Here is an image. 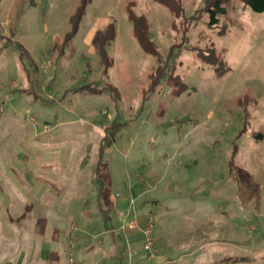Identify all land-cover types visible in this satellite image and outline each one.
<instances>
[{"label":"rangeland","instance_id":"obj_1","mask_svg":"<svg viewBox=\"0 0 264 264\" xmlns=\"http://www.w3.org/2000/svg\"><path fill=\"white\" fill-rule=\"evenodd\" d=\"M79 5L0 0V34L15 41L0 39V159H15L21 208L0 264L22 250L23 264H264V10L231 0L209 27L204 0H179L178 16L154 0H89L66 40ZM212 50L220 76L197 56ZM149 214L160 257L139 263Z\"/></svg>","mask_w":264,"mask_h":264},{"label":"trees","instance_id":"obj_2","mask_svg":"<svg viewBox=\"0 0 264 264\" xmlns=\"http://www.w3.org/2000/svg\"><path fill=\"white\" fill-rule=\"evenodd\" d=\"M87 1L89 0H80V5L76 7L75 12L71 15L70 21H71L72 27H71V30L66 34V40H69L73 36V34L76 32L78 23L85 10V5ZM154 1L165 5L168 11L175 16H178L179 13L181 12L182 8L179 5V0H154ZM230 1L231 0H204V8H205V12L207 15V20H206L207 26L214 27L220 23L221 17L224 16L227 12V6L229 5ZM239 1H241L245 6L249 7L251 10L255 12H261L264 10V0H239ZM127 17L129 21L131 22L133 35L137 39L143 51L156 56V58L159 59V61H161V59L159 58L160 55H159L157 46L153 43V40L150 37V29H149V25H148L146 18L141 14H136L133 11V9H131V7L127 9ZM114 35L115 33L112 30V28H109L106 33V38L104 39L103 43L99 47L100 48L99 52L101 53V55L103 54L107 56V53L104 49V43L105 42L107 43L109 42L110 39H113ZM0 39H4L5 41L4 44L13 45V47L15 48V45H14L15 41L11 40L10 37L6 38L0 35ZM16 46L19 49H23V47L20 44H17ZM171 49H173V47H171ZM23 51L26 52L24 49ZM106 56L104 57L106 58ZM197 56L201 61L208 63V64H212L214 66L215 76H220L221 74L224 73V71L228 69L222 57H219L213 50L208 51L207 54L203 52H198ZM103 64H104L103 65L104 72H106L107 68L109 67L111 63L109 61H106ZM149 75L151 79V86H150V89H151L153 88V86L158 84V80L156 79V77L153 78V73ZM258 136H261V134H258ZM96 172L99 173V166L97 167Z\"/></svg>","mask_w":264,"mask_h":264},{"label":"crops","instance_id":"obj_3","mask_svg":"<svg viewBox=\"0 0 264 264\" xmlns=\"http://www.w3.org/2000/svg\"><path fill=\"white\" fill-rule=\"evenodd\" d=\"M9 34H10V32L9 33H2L0 35H2L3 37H6V38L10 37L11 40H13V38H12L13 34H10V35ZM4 43L5 42H3V45H2V47L4 49L10 47L9 45H6ZM2 67L4 68L5 65ZM6 140L3 139L0 141V148H4V147L9 148L10 144H8V142H6ZM0 165H1V167H0V213H5V215H6V219L3 220L2 222L0 221V243L7 244V241L15 240V230H11L12 232L9 234V232H8L9 226H5V222L7 224L8 223L14 224L15 223V210H17V212H19L21 210V208L18 204L15 205V159H12V160L0 159ZM3 165L5 166V168ZM4 169H5V172H3ZM105 176L107 177L106 179H108V174ZM101 195L102 194H99L100 197H101ZM108 207L114 208L115 207L114 203L111 202ZM133 224H135V223L134 222H132V224L130 223V226L131 225L133 226ZM14 228H15V226H14ZM122 229L127 230V232L130 231L129 227H122ZM52 239L54 240L55 238H52ZM126 239H127L126 242H128L127 244L129 246H133L136 243V241L132 239V236L130 234L127 236ZM54 241H56V240H54ZM103 245H102V247H104ZM4 249H2V250H4ZM50 250H51V247H50V249H48V251L50 252ZM130 251H131V254L128 255V258H129V261L131 262L132 255L135 254V251L134 250H130ZM49 254H48V256L51 257L53 252H50ZM16 255L17 256H15V263L16 264H23L25 262L26 251L22 250L21 253H17ZM11 257H13V255H11ZM155 257L156 258L160 257V254H157V252H156V255L152 259H148L145 256H144V259H141V256H136L134 259L139 263H146V261L153 260ZM122 258H124V257H122ZM28 260H27V262H28ZM120 260H121V258H120ZM4 263L6 264V262H4ZM159 264H161V263H159Z\"/></svg>","mask_w":264,"mask_h":264},{"label":"built area","instance_id":"obj_4","mask_svg":"<svg viewBox=\"0 0 264 264\" xmlns=\"http://www.w3.org/2000/svg\"><path fill=\"white\" fill-rule=\"evenodd\" d=\"M153 218H154L153 214H149L147 216L146 228L143 231V233L145 235L143 248L147 252V258L148 259H152L156 255L155 247H154V240H153V238L151 236V228H152V224H153ZM130 254H131V251L129 250V255Z\"/></svg>","mask_w":264,"mask_h":264}]
</instances>
